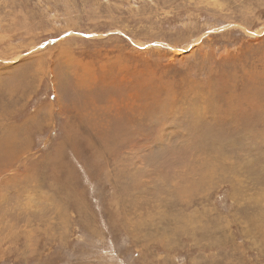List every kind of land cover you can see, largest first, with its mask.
I'll use <instances>...</instances> for the list:
<instances>
[{
  "label": "rangeland",
  "instance_id": "rangeland-1",
  "mask_svg": "<svg viewBox=\"0 0 264 264\" xmlns=\"http://www.w3.org/2000/svg\"><path fill=\"white\" fill-rule=\"evenodd\" d=\"M0 264H264V0H0Z\"/></svg>",
  "mask_w": 264,
  "mask_h": 264
}]
</instances>
